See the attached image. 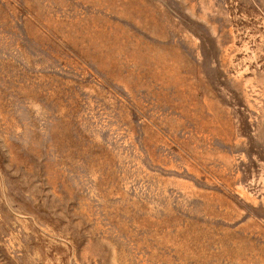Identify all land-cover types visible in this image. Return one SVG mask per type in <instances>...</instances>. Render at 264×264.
I'll list each match as a JSON object with an SVG mask.
<instances>
[{"label": "rangeland", "instance_id": "obj_1", "mask_svg": "<svg viewBox=\"0 0 264 264\" xmlns=\"http://www.w3.org/2000/svg\"><path fill=\"white\" fill-rule=\"evenodd\" d=\"M0 264H264V0H0Z\"/></svg>", "mask_w": 264, "mask_h": 264}]
</instances>
